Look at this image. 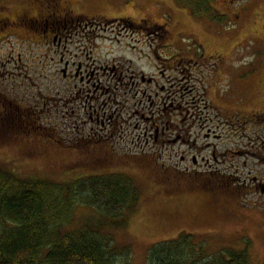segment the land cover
Listing matches in <instances>:
<instances>
[{"label": "rangeland", "instance_id": "obj_1", "mask_svg": "<svg viewBox=\"0 0 264 264\" xmlns=\"http://www.w3.org/2000/svg\"><path fill=\"white\" fill-rule=\"evenodd\" d=\"M62 1L72 2L73 15L102 22L126 17L139 21L145 17L149 23L163 25L171 38L179 40L175 41L176 47L168 40L162 45L157 43L152 54L149 46H139L137 41L113 33L109 28L101 30L94 38L95 56L99 60L109 63L121 60L130 67L133 63L138 71L153 75L162 65L157 56L171 62L179 48L191 50L190 54L184 51L191 56L192 51L201 47L208 56L221 54L224 57L208 61L213 70V66L225 69L226 75L217 83L220 92L228 90V79L238 72L243 78L236 81L241 89L248 87L253 97L247 100L246 108L264 106V0H233L229 8L224 6L229 0H213L215 9L226 14L213 21L193 17L174 0ZM34 9L32 0H0V20H3L0 24V121L9 116L17 125L14 131L0 132V167L21 177L63 184L110 175L132 180L140 191L139 208L129 214L124 228L103 231L118 244L130 247L132 264H148L153 246L186 234L193 235L194 248L211 260L220 253L230 252L231 255L245 254V264H264V201L261 196L247 194L240 203L228 202L227 195L210 193L195 182L194 187L182 188L183 180H171L175 188L170 189L167 182L156 178L159 167H146L133 159L139 151L111 153L105 163L104 143L96 131L90 130L96 123L86 121L89 113L96 112V102L93 110H88L91 105L87 103L86 109L82 107L71 114L67 130L62 127L63 117L67 118L65 105L54 119L51 118L50 103L54 97L64 95L61 92L67 82L56 73L53 53L43 45L42 22L34 24L31 20L36 14ZM109 21L106 28L113 27ZM120 66L119 69H123ZM172 94L170 92L171 98ZM31 106L37 108V113L24 115L23 109ZM105 133L101 132L103 136ZM23 150L30 152L25 156L21 154ZM146 154L154 157V151L149 148ZM123 156L128 162L116 164L115 160ZM98 217L89 206H79L72 213L71 222L75 227L95 229Z\"/></svg>", "mask_w": 264, "mask_h": 264}, {"label": "flooded vegetation", "instance_id": "obj_2", "mask_svg": "<svg viewBox=\"0 0 264 264\" xmlns=\"http://www.w3.org/2000/svg\"><path fill=\"white\" fill-rule=\"evenodd\" d=\"M229 3L232 7L234 1L224 6L229 8ZM32 6L36 14L31 20L34 24L42 22L43 45L53 53L56 73L67 82L61 92L64 95L54 97L49 109L54 119L66 106L65 130L71 124V114L86 109L87 103L91 105L88 110H93L96 102V112L89 113L86 121L96 123L90 130L96 131L104 143L105 163L111 153L139 151L133 159L146 167H159L156 178L167 182L170 189L175 188L171 180H183L182 188L195 182L210 193L227 195L228 202L240 203L247 194L261 196L264 201V106L246 108L247 100L253 97L248 87L239 86L236 80L243 77L238 72L228 79L227 91L218 90L225 69L213 66V70L208 61L222 60L221 54L208 56L199 47L190 56L185 52L190 54L191 50L179 48L171 62L157 56L162 65L152 75L138 71L132 62L130 67L121 60H99L94 38L110 28L139 46H149L154 54L157 43L168 40L176 47L175 41L179 42L163 25L149 23L145 17L139 21L126 17L116 22L120 27L113 23L106 28V23L73 15L70 1L32 0ZM23 113L36 114L37 108H24ZM54 128L58 130V126ZM105 131L103 136L101 132ZM148 148L154 151V157L146 154ZM29 152L23 150L21 154ZM124 159L126 156L117 158L115 163L128 162ZM152 160L155 163L150 164Z\"/></svg>", "mask_w": 264, "mask_h": 264}, {"label": "trees", "instance_id": "obj_3", "mask_svg": "<svg viewBox=\"0 0 264 264\" xmlns=\"http://www.w3.org/2000/svg\"><path fill=\"white\" fill-rule=\"evenodd\" d=\"M174 1L197 19L224 17L212 0ZM16 127L9 119L0 121L2 133ZM139 203L140 191L122 175L63 184L0 167V264H132L130 247L103 231L124 228ZM79 206L98 214L95 229L73 226L71 216ZM194 243L193 235L158 243L150 249L148 264H245V254L206 258Z\"/></svg>", "mask_w": 264, "mask_h": 264}]
</instances>
